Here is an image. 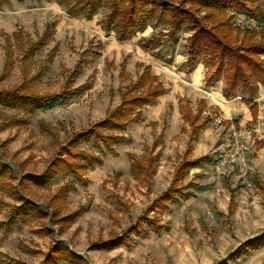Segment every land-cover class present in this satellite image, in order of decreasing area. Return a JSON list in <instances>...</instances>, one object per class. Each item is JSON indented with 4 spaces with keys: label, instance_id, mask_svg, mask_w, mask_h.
Returning a JSON list of instances; mask_svg holds the SVG:
<instances>
[{
    "label": "rangeland",
    "instance_id": "1",
    "mask_svg": "<svg viewBox=\"0 0 264 264\" xmlns=\"http://www.w3.org/2000/svg\"><path fill=\"white\" fill-rule=\"evenodd\" d=\"M170 1L179 4L182 0ZM0 13L7 16L0 20V75L8 48L4 33L15 28L25 38L30 33L37 40L48 24L55 26L51 40L31 60L23 58L25 48L16 32L11 35L15 64L0 87L17 86L25 77V68L35 74L42 66L45 72L36 89L40 94L58 93L68 84L83 89L67 103L32 114L0 107V154L15 169L14 177L6 179L9 186H0V202L5 204L0 207V221L7 219L12 205L20 204L10 195L12 186L50 213L8 234L0 230V261L13 257L41 264L52 244L64 242L88 264H264V247L245 250L247 240L264 234V88L254 100L258 118L253 121L244 90L225 101L222 80H214L215 66L207 55H201L194 65L188 64L192 31L185 25L170 38L167 21L151 19L144 32L119 41L115 32L102 27L104 9L91 21L68 14L54 0L13 1ZM232 16L242 27L264 28L262 19L239 13ZM144 37L153 38L148 48L142 45ZM123 65L126 74L122 77ZM146 65L167 88L166 95L143 108V121L130 124L122 133L125 139L116 145V153L100 154L93 143L86 144L80 149L101 155L103 164L81 176L62 174L43 188L22 182L20 166L25 172H43L74 132L88 128L121 102L119 87L134 83ZM198 68L203 74L201 83L198 75L195 81L191 77ZM76 69L77 74H73ZM180 98L193 108L199 100H207L204 115L212 116L213 121L197 136L190 124L185 125L188 122H182L183 102L178 101L181 115L175 112L172 102ZM240 131L239 137L248 146L246 181L236 166H228L219 177L214 166L217 152ZM130 153L156 157L157 172L136 176ZM203 155L210 156L211 162L178 184L185 191L192 190L194 197L171 202L165 209L153 207L156 196L172 187L179 163ZM67 183L72 184L67 197L52 203ZM80 206L86 210L73 222H65ZM144 216L156 220L158 226L143 222L142 234L133 233L130 246L93 248L98 241L124 233ZM41 228L53 233H38Z\"/></svg>",
    "mask_w": 264,
    "mask_h": 264
},
{
    "label": "trees",
    "instance_id": "2",
    "mask_svg": "<svg viewBox=\"0 0 264 264\" xmlns=\"http://www.w3.org/2000/svg\"><path fill=\"white\" fill-rule=\"evenodd\" d=\"M5 0H0V3ZM60 6H64L68 14L86 20H93L101 9L105 10L102 27L107 32H115L119 41H127L135 37L139 32H144L151 19L165 20L170 26L168 36L175 38L176 31L185 25L192 31L188 37V64L194 65L201 55H207L215 66L212 76L215 81H224L223 95L226 99H232L239 95L241 90L246 92L245 103L250 107L253 121L258 118V104L254 101L260 86H264V28L241 26L233 22V13L245 14L255 20H264V0H182L175 4L170 0H55ZM190 4V6H187ZM204 11L205 15L201 12ZM55 26L48 24L37 40L30 35L27 38L19 31L16 36L20 38V44L25 48V59H33L52 38ZM7 45V58L4 69L0 75V83L9 78L15 64L14 51L12 49L11 35L4 33ZM152 39L143 38L142 45L148 48L152 45ZM44 67L39 72L32 74L30 69H24L23 81L14 87H0V107L19 109L29 114L44 110L53 104L67 103L74 97L82 94V88H74L70 84L58 93L40 94L36 89L41 82ZM78 69L73 71L77 74ZM126 70L122 66L120 76H124ZM167 88L152 74L151 67L145 66L144 72L138 79L127 87L120 86L121 102L110 108L105 116L88 128L76 131L70 140L61 147L58 155L50 165L41 173L23 171L20 166L21 180L34 184L37 187H46L62 174L81 176L89 169L103 164V158L97 153H87L80 149L81 146L93 143L100 151L116 153V145L121 143L125 136L122 134L128 126L134 122L143 121V108L153 104L164 95ZM183 102V103H182ZM181 113L186 122L192 127L193 134L197 136L207 127L213 118L204 115L206 102L200 100L196 110L189 102L180 98ZM21 122L24 120H20ZM225 122V121H224ZM227 124L231 122L227 121ZM129 156L133 160L132 172L136 175L145 174L152 176L157 172L156 157H139L133 153ZM211 162L208 155L195 159L184 158L177 166L172 187L153 201V207L165 209L173 202L181 199L189 200L194 196L192 190L185 191L178 184L183 182L193 168L201 167ZM14 167L3 159L0 154V186L8 187L6 179L14 177ZM71 183L65 184L53 196L52 203L59 199L64 200L68 195ZM10 195L20 202L12 205L7 219L0 221V230L8 234L14 228L32 221L42 220L49 216V211L37 205L25 197L17 187L12 186ZM5 205L0 202V207ZM9 204H7L8 206ZM86 207L80 206L64 221L71 223ZM57 212V211H55ZM158 226L157 221L145 216L140 218L124 233L105 241L93 244L97 249H114L121 245L130 246L133 233L142 234V223ZM42 234H51L42 228L37 231ZM246 252L255 251L264 247V234L245 242ZM10 261L1 260V264H27L19 259L9 257ZM88 264L87 259L73 251L66 243L56 242L50 246L45 260L41 264Z\"/></svg>",
    "mask_w": 264,
    "mask_h": 264
},
{
    "label": "built area",
    "instance_id": "3",
    "mask_svg": "<svg viewBox=\"0 0 264 264\" xmlns=\"http://www.w3.org/2000/svg\"><path fill=\"white\" fill-rule=\"evenodd\" d=\"M239 136H242L241 131L240 134L235 136L232 142L227 143L226 146L221 147L217 152L214 166L216 168L215 172L219 177L228 166H236L237 170L241 171V176L244 180L247 176L248 146Z\"/></svg>",
    "mask_w": 264,
    "mask_h": 264
},
{
    "label": "crops",
    "instance_id": "4",
    "mask_svg": "<svg viewBox=\"0 0 264 264\" xmlns=\"http://www.w3.org/2000/svg\"><path fill=\"white\" fill-rule=\"evenodd\" d=\"M13 1H16V2H19V1H23V2H26V3H28V2H34V1H36V2H42V0H5L4 2H2V3H0V12H2V10H6L7 9V5H9V4H12L13 3ZM55 1V0H54ZM56 2V1H55ZM58 4V3H57ZM59 5V4H58ZM60 6V5H59ZM63 7V6H62ZM5 17H7L5 14H3V13H0V20H4V18ZM84 19V18H83ZM86 20V19H85ZM86 21H91V20H86ZM9 26V25H8ZM8 26L5 28L6 30H10V29H8ZM15 28H13V29H11V31H13V32H11V33H8V32H6L7 34H9V35H13V33L14 32H19V29L18 30H15ZM42 34V33H41ZM40 34V35H41ZM29 35L32 37V35L29 33ZM194 72V73H193ZM192 72V74H191V77H192V79L195 81V79L197 78V75H198V80H197V82H199V83H201V82H203V79H202V76H203V74H202V71H201V69H197V70H195V71H193ZM204 78V77H203ZM221 81V80H220ZM182 87H185V86H182ZM223 87H224V81L222 80V86H221V94H222V96H223V98L225 99V101H227V100H230V99H226L225 97H224V95H223V93H222V91H223ZM212 88V87H211ZM260 88H264V86H260ZM259 88V89H260ZM188 89V88H187ZM183 90H186V88H184ZM212 92V91H211ZM166 95V93L164 94V95H162V96H160L157 100H159L160 98H162L163 96H165ZM178 101H180V99L179 100H177V101H174V102H172V105L176 108V110H175V112L177 113V115L178 116H180L181 114H180V111H179V104H178ZM205 101V100H204ZM157 102V101H156ZM199 102H200V100H199ZM199 102H198V104L196 105L197 107H198V105H199ZM206 103H207V100L205 101ZM209 104H216L217 106H219L220 108H222V106L217 102V103H214V102H211V103H209ZM150 105H152V104H150ZM191 105V104H190ZM147 106H149V105H147ZM192 106V105H191ZM197 107L196 108H193V106H192V108L194 109V110H196L197 109ZM207 108H208V105H207ZM206 108V109H207ZM250 108V107H249ZM250 112H251V110H250ZM251 115H252V112H251ZM212 117V116H211ZM213 118V117H212ZM252 118H253V115H252ZM183 119V118H182ZM250 120V118L249 117H246V122H248ZM182 122L183 123H185L184 122V119L182 120ZM212 123V122H211ZM210 123V124H211ZM209 124V125H210ZM185 125H187V126H189V123L188 124H186L185 123ZM208 125V126H209ZM207 126V127H208ZM190 127V126H189ZM207 127H205L204 129H206ZM203 129V130H204ZM202 130V131H203ZM201 131V132H202ZM112 153V152H111ZM206 164V163H205ZM204 164V165H205ZM204 165L203 166H201V167H196V168H193L191 171H190V174H191V172H198V171H196V170H200L201 168H203L204 167ZM190 176V175H189ZM188 176V177H189ZM187 177V178H188ZM194 195H195V193H194ZM194 197V196H193Z\"/></svg>",
    "mask_w": 264,
    "mask_h": 264
}]
</instances>
